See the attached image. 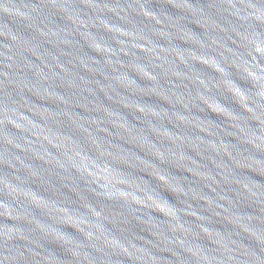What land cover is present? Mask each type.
<instances>
[{
  "label": "water",
  "instance_id": "water-1",
  "mask_svg": "<svg viewBox=\"0 0 264 264\" xmlns=\"http://www.w3.org/2000/svg\"><path fill=\"white\" fill-rule=\"evenodd\" d=\"M264 65V0H171Z\"/></svg>",
  "mask_w": 264,
  "mask_h": 264
}]
</instances>
